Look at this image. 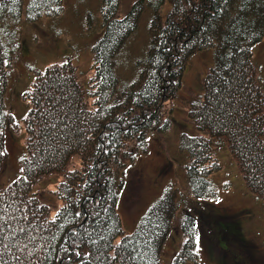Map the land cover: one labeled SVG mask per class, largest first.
<instances>
[{
	"label": "trees",
	"instance_id": "trees-1",
	"mask_svg": "<svg viewBox=\"0 0 264 264\" xmlns=\"http://www.w3.org/2000/svg\"><path fill=\"white\" fill-rule=\"evenodd\" d=\"M166 0H158L163 6ZM150 23V46L137 78L121 87L116 61L144 12L143 0L117 19L119 0H103L104 35L94 45L88 86L70 58L35 71L24 100L26 154L22 174L0 190V264H160L178 205L166 192L133 234L125 232L117 203L128 161L143 155L159 126L162 104L175 97L190 58L214 51L203 96L188 118L207 136L183 134L185 174L197 199L216 196L210 180L221 169L215 141H223L250 193L264 207V90L253 47L264 40V0H170ZM20 0H0L14 8ZM62 0H33L20 14L34 22L53 17ZM13 18H17L13 9ZM15 53L0 37V175L7 159L5 129L13 123L5 96ZM164 128V127H163ZM58 175L52 216L33 189ZM185 217V242L173 264L197 263L195 219ZM54 221V222H53Z\"/></svg>",
	"mask_w": 264,
	"mask_h": 264
},
{
	"label": "rangeland",
	"instance_id": "rangeland-1",
	"mask_svg": "<svg viewBox=\"0 0 264 264\" xmlns=\"http://www.w3.org/2000/svg\"><path fill=\"white\" fill-rule=\"evenodd\" d=\"M32 1L20 0L25 9ZM119 1L116 18L120 20L140 0ZM143 1L145 10L137 28L125 41L116 61L121 87L130 85L146 62L153 14L158 8L165 17L171 7L170 0L162 7L158 0ZM20 2L14 8L5 6L0 19V37L15 53L5 96L13 123L5 130L7 159L0 175V190L22 174L21 161L26 154L22 121L30 110L23 94L35 78L34 71L45 70L48 65L70 57L81 84L87 87L94 64L92 50L105 32L103 0H62L53 17L43 15L34 22L28 20L26 13L21 18ZM11 9L17 18L12 17ZM214 57L213 50H204L190 58L181 88L175 97L162 104L159 126L163 130L149 134L146 153L126 162L122 177L117 210L128 234L136 231L142 218L166 192L175 198L179 209L163 245L160 264H173L182 250L185 238L181 221L187 216L195 219L199 261L187 264H264V207L247 189L227 145L216 140L213 146L215 158L222 166L210 177L216 191L214 198L196 199L185 174L188 157L179 148L180 138L183 134L207 136L195 128L188 113L191 104L203 96L204 79L215 64ZM253 58L264 90V40L253 47ZM60 182L61 177L52 175L33 189L38 199L50 206L52 216L63 206L54 195Z\"/></svg>",
	"mask_w": 264,
	"mask_h": 264
},
{
	"label": "snow or ice",
	"instance_id": "snow-or-ice-1",
	"mask_svg": "<svg viewBox=\"0 0 264 264\" xmlns=\"http://www.w3.org/2000/svg\"><path fill=\"white\" fill-rule=\"evenodd\" d=\"M54 222V221H53Z\"/></svg>",
	"mask_w": 264,
	"mask_h": 264
}]
</instances>
